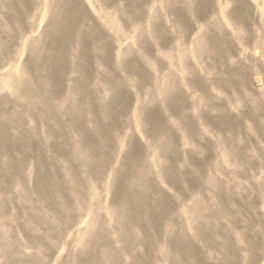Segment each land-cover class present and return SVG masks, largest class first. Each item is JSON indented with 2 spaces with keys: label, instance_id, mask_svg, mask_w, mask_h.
Returning <instances> with one entry per match:
<instances>
[{
  "label": "rangeland",
  "instance_id": "374dc122",
  "mask_svg": "<svg viewBox=\"0 0 264 264\" xmlns=\"http://www.w3.org/2000/svg\"><path fill=\"white\" fill-rule=\"evenodd\" d=\"M78 261L264 264V0H0V264Z\"/></svg>",
  "mask_w": 264,
  "mask_h": 264
},
{
  "label": "bare ground",
  "instance_id": "6f19581e",
  "mask_svg": "<svg viewBox=\"0 0 264 264\" xmlns=\"http://www.w3.org/2000/svg\"><path fill=\"white\" fill-rule=\"evenodd\" d=\"M63 3V2H62ZM72 4H73V7H74V9H73V11L76 13L77 12V6L74 4V2H71ZM70 7V6H69ZM72 7V8H73ZM60 8H61V14L59 15V17L61 18V21L59 20L58 22H55V23H57V28H59L61 25H63V23L65 22V23H68L67 21H68V19L70 18L69 17V11H71L72 10V8H71V10H68L69 8L67 7V6H65L64 4L63 5H60ZM71 16H72V14H71ZM69 17V18H68ZM67 20V21H66ZM45 36V35H44ZM45 37H47V35L45 36ZM49 41V40H48ZM204 41H205V39H204ZM46 43H47V41H45ZM50 42V41H49ZM48 42V43H49ZM49 45V44H48ZM50 47V49H49V51L50 52H52V51H54V49L55 48H58L57 47V45H55L54 43L53 44H51V46H49ZM52 55V54H51ZM36 64H37V66L39 67V68H44V66H43V64L40 62V63H37V62H34V65L36 66ZM44 71H46L45 73H48V70H43V72ZM52 74V73H51ZM48 75V74H47ZM49 76V75H48ZM51 76V75H50ZM22 79H24V78H22ZM47 81H48V79H47ZM20 82V81H19ZM27 86V87H26ZM30 86H31V82H28V81H23V82H21V83H18V87L19 88H25V92H23V94H24V96L26 97V99H28V100H30V101H37V102H40V105L42 106H48L49 105V102H50V99L51 98H46L44 95H43V93H41V94H39V93H36V92H32L31 90H29L30 89ZM17 87V86H16ZM17 87V88H18ZM21 89V90H22ZM58 92V91H57ZM56 92V93H57ZM21 93H22V91H21ZM55 93V92H54ZM55 93V94H56ZM89 98V97H88ZM109 111V110H108ZM152 119V118H151ZM153 120V119H152ZM156 126V125H155ZM161 131H162V128H159ZM159 130V131H160ZM101 134L104 136V130H101ZM106 138V137H105ZM85 144H86V142H85ZM84 144V145H85ZM86 146V145H85ZM86 152V156H87V158L86 159H88L89 158V160H95L96 159V157H97V154L93 151V150H90V149H87V150H85ZM132 155H134L133 153L132 154H130V155H128V156H126L125 157V164L127 165V162L129 161V160H131V161H133V163L134 164H136L137 165V162H139V159H137V160H135L134 158H132L131 156ZM102 159H103V161H105V156L103 155L102 156ZM89 160L87 161V165L88 166H90L91 164L89 163ZM124 166V165H123ZM142 175H145L146 174V171L145 170H143L142 171ZM125 179L127 178L126 176L124 177ZM141 178V177H140ZM146 179V178H145ZM145 179H141L140 181H138V183L140 184V185H142V187L144 188V189H146V187L148 186V183H147V181L145 180ZM131 178H129L128 179V181L126 180V181H124V183H117L118 184V186H116L117 187V189H115V193H114V197H113V203L115 204V206H116V209L118 210V224L120 225V227L121 226H124V222L126 221V219H127V217L129 216V214H128V212H129V210H131V209H133L134 208V206L137 208V209H139L142 205H144V203H147V202H145V199H144V197H141V196H139V197H137L135 194H133V189H132V191H131V188L129 187V185H130V183H131ZM50 184L54 187V190L56 189V191H57V194L60 192V190H61V188H60V184H59V182L58 181H56V179L55 178H51V181H50ZM78 184V183H77ZM137 184V183H136ZM80 186L79 185H77V188H75L76 189V192H77V197H78V200H79V202L80 203H82L83 202V200H84V195H83V192H82V190L79 188ZM144 193V192H143ZM139 195V194H138ZM63 197V196H62ZM63 200V199H62ZM129 207H131V209H129ZM135 208V209H136ZM134 209V210H135ZM129 218V217H128ZM141 222V220H140V218H139V216H133L132 217V224H139ZM129 223V222H128ZM101 225V224H100ZM103 225V224H102ZM103 227H104V225H103ZM116 227V226H115ZM125 227V226H124ZM139 227V226H138ZM140 228V227H139ZM101 230H102V226H101ZM102 232V231H101ZM119 232V231H118ZM104 238V236H103V234L102 233H96L95 235H94V243L92 242V245H90V251L91 252H93V254H94V250H96V247H97V245H98V241H101L102 239ZM106 238V237H105ZM104 241H107V240H104ZM103 242V241H102ZM108 242V241H107ZM107 242H105V244H109V243H107ZM125 242V241H124ZM88 249V248H87ZM90 253V252H89ZM92 254V253H91ZM98 256V255H97ZM93 257V256H92ZM94 258H95V256H94ZM109 259V258H108ZM94 260V259H93ZM112 263H116L115 261H113V260H110ZM109 260H108V262H110ZM74 263V262H73ZM76 264H84L82 261H78ZM176 264V263H175Z\"/></svg>",
  "mask_w": 264,
  "mask_h": 264
}]
</instances>
